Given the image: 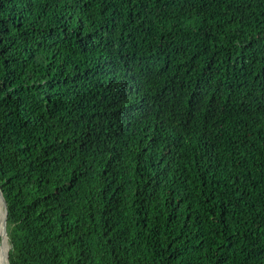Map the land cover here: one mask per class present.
<instances>
[{"label":"trees","instance_id":"obj_1","mask_svg":"<svg viewBox=\"0 0 264 264\" xmlns=\"http://www.w3.org/2000/svg\"><path fill=\"white\" fill-rule=\"evenodd\" d=\"M10 264H264V0H0Z\"/></svg>","mask_w":264,"mask_h":264},{"label":"clouds","instance_id":"obj_2","mask_svg":"<svg viewBox=\"0 0 264 264\" xmlns=\"http://www.w3.org/2000/svg\"><path fill=\"white\" fill-rule=\"evenodd\" d=\"M7 231L8 230H4L2 240H0V243L3 244V256L0 257V264H8L10 261L11 252L13 250L12 244L8 242Z\"/></svg>","mask_w":264,"mask_h":264},{"label":"rangeland","instance_id":"obj_3","mask_svg":"<svg viewBox=\"0 0 264 264\" xmlns=\"http://www.w3.org/2000/svg\"><path fill=\"white\" fill-rule=\"evenodd\" d=\"M5 218H6V206L0 196V240H2L4 230H6L4 228ZM2 256H3V244L0 243V257Z\"/></svg>","mask_w":264,"mask_h":264},{"label":"water","instance_id":"obj_4","mask_svg":"<svg viewBox=\"0 0 264 264\" xmlns=\"http://www.w3.org/2000/svg\"><path fill=\"white\" fill-rule=\"evenodd\" d=\"M0 195H1V198H2V200H3V202H4L5 206H6V218H5V222H4V228L7 230V222H8V219H9V208H8L6 199H5L4 195H3L1 187H0ZM8 264H10V263L8 262Z\"/></svg>","mask_w":264,"mask_h":264},{"label":"bare ground","instance_id":"obj_5","mask_svg":"<svg viewBox=\"0 0 264 264\" xmlns=\"http://www.w3.org/2000/svg\"><path fill=\"white\" fill-rule=\"evenodd\" d=\"M1 196V195H0Z\"/></svg>","mask_w":264,"mask_h":264}]
</instances>
